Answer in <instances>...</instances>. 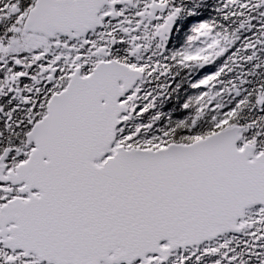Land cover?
<instances>
[{
    "label": "snow or ice",
    "instance_id": "6c2138e0",
    "mask_svg": "<svg viewBox=\"0 0 264 264\" xmlns=\"http://www.w3.org/2000/svg\"><path fill=\"white\" fill-rule=\"evenodd\" d=\"M225 8L0 0V264H264V0Z\"/></svg>",
    "mask_w": 264,
    "mask_h": 264
},
{
    "label": "trees",
    "instance_id": "16d2710c",
    "mask_svg": "<svg viewBox=\"0 0 264 264\" xmlns=\"http://www.w3.org/2000/svg\"><path fill=\"white\" fill-rule=\"evenodd\" d=\"M202 11L201 15H206L208 19L214 20L218 23H224L223 14L227 11L225 8V0H201ZM253 23H258V21H253ZM252 29L247 31L242 30L241 36H248L252 33ZM187 33L181 37L176 45L169 48V51L173 50L175 47H179L181 44L185 43ZM211 70L210 66L194 70L189 73L186 70H177V74L171 79L174 81L173 87L175 84H178L179 87L175 88V91L169 89V92L164 96L158 98L154 107L150 109L142 117H138L135 114L131 115L127 124L129 127H135L138 124H151L153 128L159 129L161 127H168L171 124L175 123L176 120L182 118L183 109L181 105L191 96L197 94V90L191 87V83L202 76L205 72ZM257 78H264V73H261ZM157 113L159 115L157 116ZM155 117V119H153ZM247 117V113H243L241 118L244 119ZM239 239H245L241 236H238ZM235 246L242 247L233 242Z\"/></svg>",
    "mask_w": 264,
    "mask_h": 264
}]
</instances>
